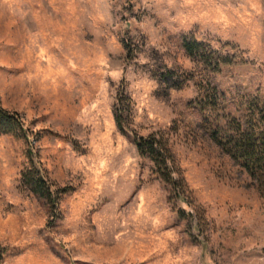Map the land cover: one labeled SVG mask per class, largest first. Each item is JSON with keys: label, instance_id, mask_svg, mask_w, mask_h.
I'll return each instance as SVG.
<instances>
[{"label": "rangeland", "instance_id": "rangeland-1", "mask_svg": "<svg viewBox=\"0 0 264 264\" xmlns=\"http://www.w3.org/2000/svg\"><path fill=\"white\" fill-rule=\"evenodd\" d=\"M185 38L233 58L207 127ZM0 106L28 130L0 134V264H264V188L207 133L264 114V0H0ZM151 136L177 191L138 152Z\"/></svg>", "mask_w": 264, "mask_h": 264}, {"label": "trees", "instance_id": "trees-1", "mask_svg": "<svg viewBox=\"0 0 264 264\" xmlns=\"http://www.w3.org/2000/svg\"><path fill=\"white\" fill-rule=\"evenodd\" d=\"M186 54L196 61L206 72L204 78H197L196 85L199 95L193 105L202 115V126H209L210 114L217 109L219 96L216 87L211 82V75L221 71L222 66L231 65L233 58L226 55H218L209 47L195 39L183 40L182 44ZM209 72V73H208ZM172 73V72H170ZM211 74V75H210ZM194 75V74H192ZM162 81H166L163 79ZM177 81V80H176ZM174 81V86H181L184 81ZM114 118L120 131L125 132L127 126L124 124L123 97L117 94ZM120 105V106H119ZM260 114L261 116H258ZM240 119L236 117L225 120L221 125L208 128L209 138L219 146L223 152L236 161L243 170L251 177L259 189L264 188V114L255 112L253 107L244 110ZM206 129V128H205ZM0 134H10L17 138L27 139L28 130L24 127L20 117L10 113L0 106ZM136 146L140 155L149 158L154 165L155 171L167 184L174 186L177 191V183L173 181V168L171 166V155L167 146L159 139L151 136L149 138L136 137ZM35 174H22V179L31 188L32 192L41 199H45L51 209L57 207L59 197L66 190L63 188L53 189L44 177L40 175L39 169H34ZM50 209V210H51ZM53 212V210H52ZM5 253V248L0 244V260Z\"/></svg>", "mask_w": 264, "mask_h": 264}]
</instances>
